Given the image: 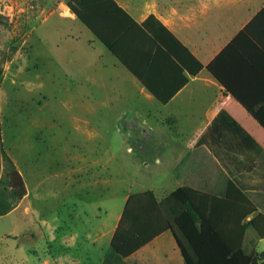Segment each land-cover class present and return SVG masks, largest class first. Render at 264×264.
Here are the masks:
<instances>
[{"label":"rangeland","instance_id":"374dc122","mask_svg":"<svg viewBox=\"0 0 264 264\" xmlns=\"http://www.w3.org/2000/svg\"><path fill=\"white\" fill-rule=\"evenodd\" d=\"M67 1L0 0L3 139L28 188L0 216V264H102L126 197L148 188L161 196L190 185L223 195L235 179L264 212V149L252 158L241 155L244 143L233 148L232 138L196 147L161 141L142 131L148 125L139 127L140 137L128 136L121 129L130 127L125 121L119 126L86 115L83 56L76 61L80 50L70 45L73 37L83 44L88 31L79 19L65 17ZM235 150L246 164L257 161V169L237 173L243 166L233 164ZM157 153L170 156L156 163ZM245 245L262 251L264 238L249 228ZM169 249L154 243L142 251L143 262L151 264L155 250L162 262Z\"/></svg>","mask_w":264,"mask_h":264},{"label":"crops","instance_id":"0c3cea01","mask_svg":"<svg viewBox=\"0 0 264 264\" xmlns=\"http://www.w3.org/2000/svg\"><path fill=\"white\" fill-rule=\"evenodd\" d=\"M116 1L138 23L155 15L204 66L191 74L174 58L163 54L155 57L147 46V36H135L130 48L135 52V65L161 96L168 97L162 102L70 9L65 17L79 19L88 31L83 44L73 37L75 43L70 45L80 50L73 55L76 61L83 56V66L79 65L84 70L86 115L119 126L125 121L133 127L131 131L130 127L121 128L128 136L140 137L139 127L148 125L149 129L142 131L150 138L160 135L157 138L161 141H189L196 147L200 142L232 138L233 148L235 143L245 144L242 156L262 154L264 147L240 120L258 123L254 111H264V0ZM243 134L260 148L250 145ZM241 155L236 150L232 153L233 164L238 160L243 166L236 172H245V166L249 168L246 171L254 172L258 162L246 164ZM153 156L156 163H162L170 154ZM156 194L162 198L168 193ZM161 241L168 244L171 253L159 262L155 250L151 264H186L169 230L129 257L138 256L136 264H146L142 251Z\"/></svg>","mask_w":264,"mask_h":264},{"label":"trees","instance_id":"16d2710c","mask_svg":"<svg viewBox=\"0 0 264 264\" xmlns=\"http://www.w3.org/2000/svg\"><path fill=\"white\" fill-rule=\"evenodd\" d=\"M67 4L162 102L168 97L161 96L135 65V52L130 50L135 36H147L150 43L145 44L155 57L163 54L174 58L191 74L204 66L155 15L138 23L116 0H68ZM254 118L258 123L240 121L264 147V111H254ZM27 193L26 178L3 139L0 118V216L13 210ZM249 228L264 238V212L233 179L223 195L190 185H181L162 198L153 189L131 192L111 238L112 251L102 264H129L125 258L167 230L186 264H264V250H246Z\"/></svg>","mask_w":264,"mask_h":264}]
</instances>
